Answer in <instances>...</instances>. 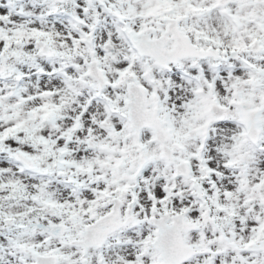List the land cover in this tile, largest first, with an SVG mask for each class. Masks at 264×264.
<instances>
[{"label":"snow or ice","instance_id":"obj_1","mask_svg":"<svg viewBox=\"0 0 264 264\" xmlns=\"http://www.w3.org/2000/svg\"><path fill=\"white\" fill-rule=\"evenodd\" d=\"M0 264H264V0H0Z\"/></svg>","mask_w":264,"mask_h":264}]
</instances>
